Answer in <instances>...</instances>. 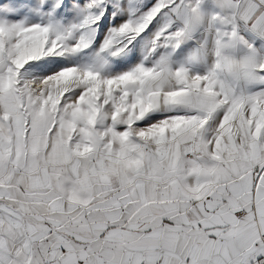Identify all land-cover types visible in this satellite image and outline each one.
Returning <instances> with one entry per match:
<instances>
[{
    "label": "snow or ice",
    "instance_id": "obj_1",
    "mask_svg": "<svg viewBox=\"0 0 264 264\" xmlns=\"http://www.w3.org/2000/svg\"><path fill=\"white\" fill-rule=\"evenodd\" d=\"M0 264H264V0H0Z\"/></svg>",
    "mask_w": 264,
    "mask_h": 264
}]
</instances>
